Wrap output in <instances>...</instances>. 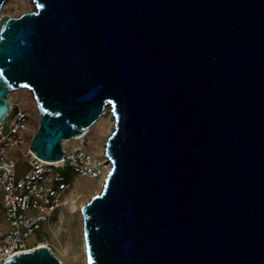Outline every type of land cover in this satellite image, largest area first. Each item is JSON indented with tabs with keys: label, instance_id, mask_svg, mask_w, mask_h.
I'll use <instances>...</instances> for the list:
<instances>
[{
	"label": "water",
	"instance_id": "obj_1",
	"mask_svg": "<svg viewBox=\"0 0 264 264\" xmlns=\"http://www.w3.org/2000/svg\"><path fill=\"white\" fill-rule=\"evenodd\" d=\"M31 1L0 13V122L28 89L29 149L58 160L113 117L87 264H264V0ZM0 264L62 263L38 246Z\"/></svg>",
	"mask_w": 264,
	"mask_h": 264
},
{
	"label": "built area",
	"instance_id": "obj_2",
	"mask_svg": "<svg viewBox=\"0 0 264 264\" xmlns=\"http://www.w3.org/2000/svg\"><path fill=\"white\" fill-rule=\"evenodd\" d=\"M32 134L28 115L20 107L0 122V263L19 251L44 244L38 232L67 203L70 184L65 169L91 178L101 172L102 160L75 139L62 142L58 160L37 157L29 149ZM22 159L28 161L29 168L15 177Z\"/></svg>",
	"mask_w": 264,
	"mask_h": 264
},
{
	"label": "rangeland",
	"instance_id": "obj_3",
	"mask_svg": "<svg viewBox=\"0 0 264 264\" xmlns=\"http://www.w3.org/2000/svg\"><path fill=\"white\" fill-rule=\"evenodd\" d=\"M31 8L32 2H29V0H5L1 6L0 13L15 16ZM9 99L12 104H16L26 111L29 133L32 134L38 124V111L34 100L22 88L10 91ZM74 141L95 156L101 146L100 136L95 127L79 135ZM102 162L101 172L95 178L76 174L68 168L65 169V177L70 184L67 203L52 216L49 224L38 232V238L41 243L50 247L62 264H82L83 256L81 252L83 245L80 232L82 218L81 212H79L77 207L100 190L102 175L107 170V167Z\"/></svg>",
	"mask_w": 264,
	"mask_h": 264
},
{
	"label": "bare ground",
	"instance_id": "obj_4",
	"mask_svg": "<svg viewBox=\"0 0 264 264\" xmlns=\"http://www.w3.org/2000/svg\"><path fill=\"white\" fill-rule=\"evenodd\" d=\"M29 2H32V1L29 0ZM22 89H24L26 92H28L30 94V97L33 99L31 91H29L26 88H22ZM92 127H95L97 129V133L100 136V145L101 146L98 149L99 152L96 156H98L103 161V163L105 164V167H107V170L104 171V173L102 175V179H101V186H102V184L104 182V178H105V173L108 171L109 165H110L109 161L106 159L105 154H104V145H105L106 138H107L108 134L110 133L112 127H113L112 113L109 111L108 108H104V110L100 113V115L94 120V122L89 127H87L85 130H83L81 133L74 135L71 139H76V137L87 132ZM64 141H67V140H63V142ZM84 202L85 201L80 203L79 206L77 207L79 212H80V207ZM73 207H74V205H73ZM80 215H81V213H80ZM81 218H82V215H81ZM80 232H81V241H82V245H83V250L81 252L82 256H83L82 264H87L86 256H85V252H84L83 233H82V219H81V224H80ZM40 246H46V244H40Z\"/></svg>",
	"mask_w": 264,
	"mask_h": 264
}]
</instances>
